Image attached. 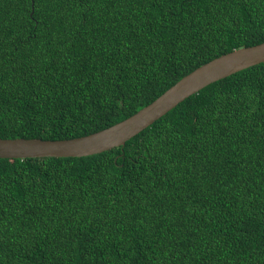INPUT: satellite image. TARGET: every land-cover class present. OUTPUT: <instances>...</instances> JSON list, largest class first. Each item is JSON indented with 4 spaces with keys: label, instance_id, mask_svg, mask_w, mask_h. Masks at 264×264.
<instances>
[{
    "label": "trees",
    "instance_id": "1",
    "mask_svg": "<svg viewBox=\"0 0 264 264\" xmlns=\"http://www.w3.org/2000/svg\"><path fill=\"white\" fill-rule=\"evenodd\" d=\"M264 42V0H0V138L119 123ZM0 264H264V63L122 147L0 159Z\"/></svg>",
    "mask_w": 264,
    "mask_h": 264
},
{
    "label": "water",
    "instance_id": "2",
    "mask_svg": "<svg viewBox=\"0 0 264 264\" xmlns=\"http://www.w3.org/2000/svg\"><path fill=\"white\" fill-rule=\"evenodd\" d=\"M264 63V42L235 49L198 67L131 117L87 136L43 140L0 138V159L87 157L124 147L181 102L210 84Z\"/></svg>",
    "mask_w": 264,
    "mask_h": 264
}]
</instances>
